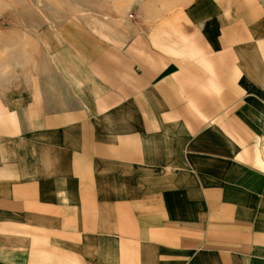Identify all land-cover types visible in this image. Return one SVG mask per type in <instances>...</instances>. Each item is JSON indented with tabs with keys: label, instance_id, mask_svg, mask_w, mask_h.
<instances>
[{
	"label": "crops",
	"instance_id": "crops-1",
	"mask_svg": "<svg viewBox=\"0 0 264 264\" xmlns=\"http://www.w3.org/2000/svg\"><path fill=\"white\" fill-rule=\"evenodd\" d=\"M138 16L0 85V264H264V0Z\"/></svg>",
	"mask_w": 264,
	"mask_h": 264
},
{
	"label": "rangeland",
	"instance_id": "rangeland-1",
	"mask_svg": "<svg viewBox=\"0 0 264 264\" xmlns=\"http://www.w3.org/2000/svg\"><path fill=\"white\" fill-rule=\"evenodd\" d=\"M150 1L0 0L1 89L22 84L25 75L38 72V68L53 74L50 54L55 45L44 43V39L55 35L56 26L74 20L133 32L142 6Z\"/></svg>",
	"mask_w": 264,
	"mask_h": 264
}]
</instances>
